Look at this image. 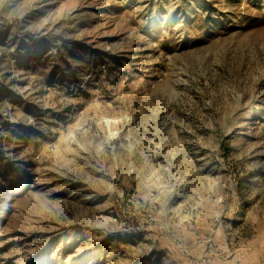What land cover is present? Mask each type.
Listing matches in <instances>:
<instances>
[{
    "label": "rangeland",
    "instance_id": "1",
    "mask_svg": "<svg viewBox=\"0 0 264 264\" xmlns=\"http://www.w3.org/2000/svg\"><path fill=\"white\" fill-rule=\"evenodd\" d=\"M253 240L264 0H0V264H219Z\"/></svg>",
    "mask_w": 264,
    "mask_h": 264
},
{
    "label": "crops",
    "instance_id": "2",
    "mask_svg": "<svg viewBox=\"0 0 264 264\" xmlns=\"http://www.w3.org/2000/svg\"><path fill=\"white\" fill-rule=\"evenodd\" d=\"M222 243V242H221ZM236 255H229V260L219 259V264H264V246L254 243V240L240 242L237 245Z\"/></svg>",
    "mask_w": 264,
    "mask_h": 264
},
{
    "label": "bare ground",
    "instance_id": "3",
    "mask_svg": "<svg viewBox=\"0 0 264 264\" xmlns=\"http://www.w3.org/2000/svg\"><path fill=\"white\" fill-rule=\"evenodd\" d=\"M185 186H186V183H183L180 190L174 193L175 196L173 197L171 201L169 200V205L173 204L174 202H177L178 204L176 207H180V203L183 201V198L186 192Z\"/></svg>",
    "mask_w": 264,
    "mask_h": 264
},
{
    "label": "built area",
    "instance_id": "4",
    "mask_svg": "<svg viewBox=\"0 0 264 264\" xmlns=\"http://www.w3.org/2000/svg\"><path fill=\"white\" fill-rule=\"evenodd\" d=\"M200 241L209 247V249H208L210 251L209 253H211V254L214 253L212 255H214V258H215L217 254H215L216 248L214 246L216 243H215L214 239L210 236H205L203 239H200Z\"/></svg>",
    "mask_w": 264,
    "mask_h": 264
}]
</instances>
